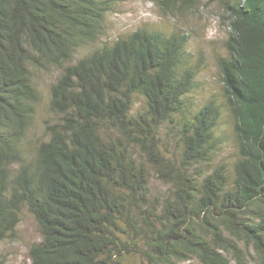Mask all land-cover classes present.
Instances as JSON below:
<instances>
[{
    "label": "trees",
    "instance_id": "trees-1",
    "mask_svg": "<svg viewBox=\"0 0 264 264\" xmlns=\"http://www.w3.org/2000/svg\"><path fill=\"white\" fill-rule=\"evenodd\" d=\"M152 1L163 14L199 2ZM222 3L229 30L216 64L231 173L203 168L220 115L213 100L177 122L196 75L187 34L138 28L101 41L107 0H0V240L25 207L41 237L30 264H123L126 252L143 264H264V0ZM51 68L54 118L35 143V74ZM164 124L178 127L177 159L159 149ZM152 166L169 186L154 199Z\"/></svg>",
    "mask_w": 264,
    "mask_h": 264
},
{
    "label": "rangeland",
    "instance_id": "rangeland-1",
    "mask_svg": "<svg viewBox=\"0 0 264 264\" xmlns=\"http://www.w3.org/2000/svg\"><path fill=\"white\" fill-rule=\"evenodd\" d=\"M110 7L105 16V31L101 41H112L125 37L138 28H158L166 33L180 32L187 34V50L189 62L196 71L192 90L185 96V110L179 115L178 124L185 118H191L194 111L209 100H213L219 108L220 115L214 129L213 159L205 169H213L224 164L232 172L237 159L235 140L232 132V118L226 104L220 82V72L216 57L225 53L224 40L228 34V18L222 8V0H199L197 6L185 9L182 13L163 14L152 0H107ZM87 46V45H86ZM82 46L77 56L83 55L88 49ZM58 70L51 68L46 72L38 71L35 81L40 90V99L35 105V116L29 133L32 142H38L43 136L44 121L52 120L48 110L50 84L55 80ZM135 110L143 111V99L135 97ZM177 125L164 124L160 129L159 149L167 158L177 159L179 150ZM150 195L154 199L166 194L169 186L158 177L153 166L150 167ZM38 224L30 211L22 208L19 222L12 235L0 240V260L6 264H30L28 256L31 244L40 241ZM123 264H143L138 253H124ZM231 264H236L231 260ZM247 264H258L250 257Z\"/></svg>",
    "mask_w": 264,
    "mask_h": 264
}]
</instances>
